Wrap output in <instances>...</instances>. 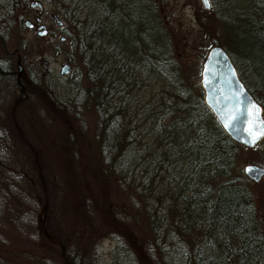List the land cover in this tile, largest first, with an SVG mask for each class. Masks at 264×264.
<instances>
[{
    "label": "trees",
    "instance_id": "obj_1",
    "mask_svg": "<svg viewBox=\"0 0 264 264\" xmlns=\"http://www.w3.org/2000/svg\"><path fill=\"white\" fill-rule=\"evenodd\" d=\"M29 1L0 6V264H102L103 236L134 264H264V196L254 188L262 177L251 180L240 166L264 163V150L242 158L241 149L257 146L231 139L204 104L190 80L198 68L175 51L163 0H37L61 20L54 50L69 70L56 83L23 63ZM257 3L235 37L264 116ZM210 8L196 19L209 34L231 17ZM17 58L44 95H17ZM40 119L46 141L35 134ZM81 133L90 134L91 156L80 167L83 157L68 145Z\"/></svg>",
    "mask_w": 264,
    "mask_h": 264
},
{
    "label": "rangeland",
    "instance_id": "obj_2",
    "mask_svg": "<svg viewBox=\"0 0 264 264\" xmlns=\"http://www.w3.org/2000/svg\"><path fill=\"white\" fill-rule=\"evenodd\" d=\"M257 1L259 0H209V5L211 6L210 9L214 10L216 13H226L231 16L229 17L230 22H223L222 31L211 32L209 34L208 32L203 33L202 29H198V23L196 22V19L203 15L201 13L202 6L199 0H163L164 10L168 16L167 20H169V25L173 28V44L175 51H177L178 54H183L181 55L182 58L184 56V59L187 62H191V64H193L192 69L195 70V68H198L197 75L193 74V72L190 74L191 82L200 87V63L207 47L209 46V42L213 40L224 43V48L233 61L237 73L245 86L248 88L255 87L254 72L252 67L250 63L243 58V49L241 50L242 46L240 45L242 40H237V37L235 36L238 33V22L247 21V16H250V14L253 12L259 13ZM29 2L24 11L21 12L22 18H28L31 21H34V16L39 14L40 22L45 24L47 32L44 35L39 36L35 33V25L30 28L24 26L23 24L20 26V33L23 35L25 40V49H29V53H27L23 59V63L24 65H29L30 67L38 70L42 69L43 71L41 72L42 75L39 77L40 79L42 76L45 78L51 77V80H54L55 82V78H58V75H61L58 73L59 65L66 61L61 53H58L54 50L55 43L60 41L58 38L59 35H61V32L59 31L60 25L55 23L52 16V13L55 12L53 4L40 2V6L37 7L35 5H30ZM4 4L5 0H0V6ZM235 14H240L241 16H236ZM232 20L233 23H231ZM14 73H16L15 69ZM21 74L22 73L20 71L18 76H21ZM25 76V74H22L21 79V82L24 85L23 95L25 96L21 97L28 99L27 96L29 92L33 95L36 93L41 96L44 95L42 93V89L34 87L32 84H30ZM59 84L60 83H57V85ZM16 93L18 96H20L17 89ZM260 101L264 103V95H261ZM34 110L37 111V109ZM35 134L39 135L44 141L47 140L46 136L49 134V126L47 127L46 123L41 119L39 120V124L36 126ZM55 134L58 133H51L50 136H54ZM77 138L79 140H77L75 145H68V149L76 150L75 153H77L80 157H83V162L80 163L81 167L82 164H89L88 162L91 155L88 153V151L86 153V150L88 146L91 147V143L89 145L87 143L88 138H90V134L83 135V133H81L77 136ZM255 146H257L256 150L253 148L241 149L240 153L242 158L248 159L252 156H255L258 151L262 152V150H264V136L255 144ZM242 164H240V166ZM261 180V183H259V185L256 187L254 186V188L257 189L262 196H264V176H262ZM79 181L80 185L82 184V186H80L82 189L85 182V176L83 174L80 175ZM87 191V196L92 195V192H90L91 190L87 189ZM84 194L85 193L79 192L78 200L76 201H82ZM116 200L121 203L124 202L123 196H121L120 199L117 196ZM54 201L55 206L53 208V214L55 215V213H57L58 218L63 214L57 206V199ZM73 219L74 218L68 222L71 227L75 221ZM138 232H141L140 235H145L148 233L145 229L143 231L138 230ZM100 249L103 261L102 264H134L130 257H128L126 254L124 255L123 251L125 248L119 244L114 237L103 236L100 242Z\"/></svg>",
    "mask_w": 264,
    "mask_h": 264
},
{
    "label": "water",
    "instance_id": "obj_3",
    "mask_svg": "<svg viewBox=\"0 0 264 264\" xmlns=\"http://www.w3.org/2000/svg\"><path fill=\"white\" fill-rule=\"evenodd\" d=\"M203 8L204 0H199ZM32 6H40V2L32 0ZM57 25L61 23L57 13L52 14ZM36 15L34 21L38 20ZM24 26L30 28L33 21L23 18ZM47 32L43 22L35 24V33L39 36ZM63 40V35H59ZM22 66L16 60V74H20ZM69 70V64L64 61L58 67L60 74ZM19 83V94L23 95V86ZM199 85L202 89V100L217 120L223 131L237 143L253 147L264 136V116L261 103L250 93L239 77L236 67L226 49L219 43L210 44L202 57L199 69ZM241 170L251 180H258L264 176V163L245 162Z\"/></svg>",
    "mask_w": 264,
    "mask_h": 264
},
{
    "label": "flooded vegetation",
    "instance_id": "obj_4",
    "mask_svg": "<svg viewBox=\"0 0 264 264\" xmlns=\"http://www.w3.org/2000/svg\"><path fill=\"white\" fill-rule=\"evenodd\" d=\"M52 14H53V13H52ZM37 15H38L39 19L33 21V26H34L37 22H40V15H39V14H37ZM35 16H36V15H35ZM35 16H34V17H35ZM17 77H19V76L15 73V76H14V82H15V84L17 85V90H18V92H19V87H20V85H19V83H18L17 80H16ZM19 81L21 82L20 77H19ZM21 84H22V86L24 87V85H23L22 82H21ZM22 96H25V95H22Z\"/></svg>",
    "mask_w": 264,
    "mask_h": 264
},
{
    "label": "snow or ice",
    "instance_id": "obj_5",
    "mask_svg": "<svg viewBox=\"0 0 264 264\" xmlns=\"http://www.w3.org/2000/svg\"><path fill=\"white\" fill-rule=\"evenodd\" d=\"M204 4H205V6H210L209 5V0H204Z\"/></svg>",
    "mask_w": 264,
    "mask_h": 264
}]
</instances>
